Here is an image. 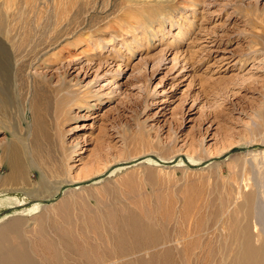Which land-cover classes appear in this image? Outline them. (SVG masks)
Returning a JSON list of instances; mask_svg holds the SVG:
<instances>
[{
    "label": "rangeland",
    "instance_id": "rangeland-1",
    "mask_svg": "<svg viewBox=\"0 0 264 264\" xmlns=\"http://www.w3.org/2000/svg\"><path fill=\"white\" fill-rule=\"evenodd\" d=\"M115 1L0 0V5L6 2L0 7V27L27 33L20 51L34 53L48 30L77 42L69 48L62 43L65 53L60 47L51 51L58 60L53 69L44 68V61L30 70L52 93L49 114L57 142L42 144L43 157L49 159L43 160L42 172L47 181L60 176L65 182L54 197L30 203L42 209L23 217L18 234H0V264H44L30 250L42 234L35 221L64 200L76 217L82 215L74 225L75 242L89 241L94 249L108 251L119 244L118 219L148 230L137 236L138 242L153 243V251L137 254L141 259L145 254L147 263L154 262L152 253L165 259L186 245L207 247L211 241L220 247L236 223L245 224L249 193L264 209V0H187L166 13L162 23L146 20L137 30L123 29L122 14L132 11ZM20 40H12L11 49ZM26 84L16 88L17 95L11 92L0 124V159L9 145L20 143L6 130L25 139L24 125L31 122L22 115L32 97ZM2 167L0 162V176L7 173ZM29 176L32 184L40 179L36 173ZM100 213L110 222L98 217L95 227L89 220ZM103 223L114 240L111 234L97 239L105 231ZM247 223L259 224L253 218ZM126 235L130 238L123 244L134 239ZM93 247H87L89 254L75 251L68 259L90 262L97 255ZM11 249L21 253L19 258Z\"/></svg>",
    "mask_w": 264,
    "mask_h": 264
},
{
    "label": "bare ground",
    "instance_id": "bare-ground-1",
    "mask_svg": "<svg viewBox=\"0 0 264 264\" xmlns=\"http://www.w3.org/2000/svg\"><path fill=\"white\" fill-rule=\"evenodd\" d=\"M117 1H120L119 6L132 11V15L129 13V15L125 16L127 14L125 11L128 10H119L121 13L125 12V15L122 14V16L124 17L122 18L123 20H121L122 24H124V26H122L124 27L123 29L129 28L132 30L133 27H136L134 30H137L138 27V29H140L141 26H143V23H145L146 20L150 19L151 22L159 20L160 23H162L161 21H163V17L166 13L174 11V8L190 2L187 0H116L115 2ZM5 3L6 2L2 3L0 7L5 6ZM134 12L138 15H133ZM122 16H119V18ZM73 29L78 31L77 28ZM18 30L19 29L11 28L9 26L0 27V124H4L5 112L11 104V92L13 95H17L18 90L20 91L24 83H27L26 85H30L31 88H29L31 92H29L31 93L32 97L29 100V98L26 96L27 93H24L25 95L23 94L28 98V101L26 102L24 108L23 106H21L23 108L22 115L27 117L30 116L31 122L30 124L26 125H24L23 123L26 130L24 133L25 139L23 137L22 139L18 140L14 132L9 129L6 130V132L10 134L12 140L19 141L20 143L18 145H9L5 149V156L0 159V162L3 166L2 168L7 171L5 175L0 176V224L10 218L7 223L1 226V235H4L5 233L18 234L23 227L22 225H24L25 223L23 217L32 213H37L42 209L39 203H30L32 201H38L39 198H42L44 196H46L47 198L54 197L53 195L59 192L60 185L65 182V179L61 178L60 176L57 178L53 177L54 180L52 181H47V177H45L42 172V167L44 165L43 160L45 161V158L47 159V156L43 157L44 154L42 149L45 148L42 147V144L48 143L49 145L53 144V142H57L54 141L56 140L54 139V136L56 135H54L53 133L54 128L52 126V121L49 114V112L52 113V110L49 111L50 106H52V93L49 90V87H47L46 85L42 87V85H40V83L37 81L38 79L35 80V77L30 74V70L32 67L34 68L38 64L43 67L42 62L44 61L47 62L46 64H44V68H52L53 64H55L54 62L58 60L53 58L55 53L51 54V51H54L55 49H57V47H60L62 43L67 42L68 45L66 43L64 45H67L68 48L77 47V42L70 43V39H72V37H67L68 35H62L59 39L57 33H49L48 30L43 31V34L41 33L42 40L38 41L37 50L29 55L23 51H20V48L23 47V44L27 38V33H25V31L17 33ZM133 32L134 31H132V33ZM16 37L17 39L21 37L23 40H20V42L17 41V47L13 50L11 49L10 43ZM47 38L48 40L46 42ZM64 45L62 47H64ZM62 47H60L58 50L61 49L60 51H64L65 53L67 49L65 47L63 49ZM59 54L62 55L63 52ZM66 66L68 67L69 63H67ZM66 72H68V70H66ZM53 75L54 74H52L51 76L53 77ZM17 87L21 88L18 89ZM16 88L18 90L15 93ZM24 96L23 98H25ZM17 100H19V98ZM23 102L24 100L22 101V103ZM20 118L22 117L20 116ZM22 120L23 122H25L24 119ZM45 145L46 144H44L43 146L45 147ZM51 149H55V147ZM54 154L56 155V153ZM49 158L54 159V155L53 158ZM157 161H159L160 164H165L159 159H157ZM187 162L192 165L189 160ZM147 163L157 165V162L151 159H147ZM180 163L181 162L178 161L176 164L179 165ZM51 165L52 164H50L49 167H51ZM200 165L204 166V164ZM200 165L198 166L199 168ZM46 167L48 168V166ZM33 173H36L37 177L40 178L34 184H32L29 180V175ZM41 177H44L46 182H44ZM61 194L62 193L60 192L59 195L61 196ZM72 195V193L68 194V196H66V199H70ZM68 201L69 200H64L62 203L56 204L48 210H44V212H46L47 214H44V216H40L41 219L38 218L39 220H34L35 222H39L38 230L40 228V232H42V234L40 237H38L36 243L33 242L34 244L32 245H34V249H30L31 245L28 246V249L33 250L35 252V255L40 258V262H45L44 264H159L158 262H161L163 264H264V209L257 208L256 196L253 193H249L244 197L243 215L246 219L244 220L246 221L245 224L239 222L237 225L236 223L233 232L227 238L223 239L220 247H212L210 245L211 241L207 244V247L206 245H202V247H200L199 245L198 247L186 245L182 251H169V256H167L165 253V255L167 256H164L165 259L158 258L159 254L155 252L152 253L149 258V260L154 259V262L152 263H147L148 261L145 260V254L143 255L145 259H141L140 257L137 258V254H140L143 251H148L149 249L152 250L154 247L152 248L151 246V244H153L152 242H138V239L140 237L138 238L137 236H139L141 233L145 234L148 230L146 231V229L141 228L142 226L139 227L133 222H131V224L129 225H124V221H120L118 219L114 229L117 232L116 235H118L119 240L117 241L119 242V244H113V248L111 250L106 251L105 248L104 250H98V245L97 248L94 249L93 245L91 244V242L89 243V241H85L86 243L83 244H81V242H75V239L73 237V231L77 229L74 227L75 222L77 223L78 220H81L82 222L83 219L82 215L76 217L72 213ZM107 216L109 217V215L103 216V213H100L94 218L92 217L93 220L91 219L89 221L94 222V226L99 224L98 217L100 219L102 218L101 221H104V223H106L105 221L110 222V217L108 218ZM250 218L257 219V222L259 224L255 223L253 224V226L249 225L247 221H249ZM90 222H88V224H90ZM104 223L103 230L105 231H102L104 234H98L97 239H102L103 236L111 234L109 232L111 230H108V227L110 226L105 227ZM77 226L79 227L80 225ZM87 226L89 225L85 224L82 226V228L84 230H87ZM82 231H80L81 235L84 236L85 234ZM92 231H94V229H92ZM126 231L130 233V235H133V238L137 242L134 241V239H130L133 241L123 244L122 241L124 238H130L126 235ZM77 233H79V231H77ZM111 235H108L110 240L113 237V234ZM97 239H95V241H97ZM114 239L115 237H113V240ZM77 240L81 241V238L78 237ZM87 247H93L92 254H97H95L96 257H94L93 260L91 259L92 261L87 255L89 259L87 260L90 262H70L68 258H72L73 255H71V257L70 254L74 253L75 251L82 252L83 250H85L84 253L89 254L90 251H88L89 249ZM30 250H25L23 253H33ZM9 251L14 258H19V256L21 255V253L17 252V250L15 249H11ZM27 257L31 256L27 255L26 258ZM124 260L127 261L123 262ZM7 264L23 263H21V261L15 260L13 263L8 262Z\"/></svg>",
    "mask_w": 264,
    "mask_h": 264
},
{
    "label": "water",
    "instance_id": "water-1",
    "mask_svg": "<svg viewBox=\"0 0 264 264\" xmlns=\"http://www.w3.org/2000/svg\"><path fill=\"white\" fill-rule=\"evenodd\" d=\"M202 165H200V167H201Z\"/></svg>",
    "mask_w": 264,
    "mask_h": 264
}]
</instances>
